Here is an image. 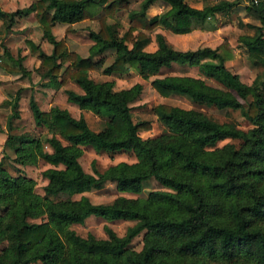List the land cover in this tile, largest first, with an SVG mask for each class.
Here are the masks:
<instances>
[{
	"label": "trees",
	"instance_id": "obj_1",
	"mask_svg": "<svg viewBox=\"0 0 264 264\" xmlns=\"http://www.w3.org/2000/svg\"><path fill=\"white\" fill-rule=\"evenodd\" d=\"M130 1L34 0L12 11L0 8L6 31L17 15L32 12L52 44L50 52L39 51V73L46 78L43 84L59 88L74 81L81 91L65 88L67 99L81 110L106 118L104 127L95 130L83 113L75 117L59 105L42 109L30 97L35 124L50 132L46 141L51 151L29 132L8 134L6 143L14 150L15 161L35 164L43 159L51 166L42 170L47 182L39 194L33 179L10 174L0 162V243L6 242L0 249V264L37 260L43 264H200L199 257L217 258L226 264H264V5H246L248 13L260 20V32L239 37L247 56L261 66L248 84L226 65L236 54L226 37L214 47L178 49L157 32V47L145 49L148 31L161 19L147 14L155 0H141L138 8H130ZM164 1L170 5L165 16L168 23L187 32L194 28V20L228 13L238 0H204L201 8L186 0ZM121 10L128 11V25L123 28L116 19ZM84 19L99 24L97 30H90L93 43L87 56L70 50L65 38H56L51 31L58 22L67 23L65 30L71 31L72 23ZM31 47L37 48L33 42ZM109 49L115 54L102 69L107 74L130 68L158 71L173 61L197 66L202 77L167 74L154 77L151 85L165 97L178 94L198 105L239 109L252 126L243 129L233 120L221 122L195 108L159 102L153 109L162 131L142 137L139 132L149 129L151 122L135 121L130 104L142 84L114 90L113 80L96 81L89 76L90 69L103 64L94 56ZM15 116L16 110L9 126ZM225 137L241 139L240 146L205 147ZM83 145L110 154L133 151L137 160L118 161L103 169L93 161V172H88L79 161ZM151 178L163 187L149 190L142 200L117 196L109 202H94L83 194L105 181L115 182L119 191L139 193ZM76 193L81 194L78 199H55ZM91 214L134 222L123 234L105 225L103 238L92 233L83 236L72 228ZM141 231L142 247L130 248Z\"/></svg>",
	"mask_w": 264,
	"mask_h": 264
},
{
	"label": "rangeland",
	"instance_id": "obj_2",
	"mask_svg": "<svg viewBox=\"0 0 264 264\" xmlns=\"http://www.w3.org/2000/svg\"><path fill=\"white\" fill-rule=\"evenodd\" d=\"M34 0H0V8L12 11L17 8L28 6ZM141 0H131L130 8H138ZM190 5L201 7L205 4L204 0H186ZM249 0H238L228 13H217L215 17H209L205 22L196 20L194 28L187 33L179 32L168 23L165 18L168 4L163 0H156L150 9V14L158 13L161 16V22L151 31H148V37L144 42V48L151 50L156 48V32H163L168 42L176 48L195 49L205 45L216 46L223 38L229 41L235 47V57L226 61V65L238 73L242 81L251 83L255 75L261 70V66L256 60L247 56L246 46L239 40L240 36H254L260 32L258 26L260 20L254 15L248 13L246 5ZM128 11L121 10L117 13V20L120 27L128 25ZM110 21L112 19H109ZM5 22L0 19V162L12 175H25L34 181L35 192L43 194V186L47 179L42 174V170L51 166L43 159H39L35 164H21L15 161V153L6 143L8 134H19L29 132L39 136L44 148L51 151V147L46 141L50 135L47 127L36 125L29 107L31 96L35 98L39 106L48 109L52 105H59L67 108L70 113L78 117L81 113L87 119L90 127L95 130L101 129L105 125L106 118L96 114L91 110H81L78 105L67 99L65 88H73L81 91L79 85L74 81L68 80L63 86L53 88L44 85L46 78L41 77L39 73V51L50 52L52 44L43 35L41 26L38 24L34 14L31 12L26 15H17L15 22L9 30L3 28ZM68 24L56 23L52 28V34L56 38L64 37L70 50L77 52L81 56L89 54V48L93 43L90 37V30H97L99 27L97 20L84 19L72 23V30L66 31ZM264 33V30H263ZM31 42L37 48L32 49ZM115 52L109 49L102 54L94 56L95 60L102 59L103 64L100 68L90 69L89 76L96 80H113L114 90L125 88L133 85L135 82L142 83V89L139 95L130 102L133 119H149L151 127L147 130L140 131L144 138L154 137L161 133L162 126L157 120L153 107L159 102H168L187 108L201 110L209 117L218 121L233 120L239 127L248 129L252 123L245 118L239 109L217 108L215 106H205L192 103L188 98L171 94L169 96L160 95L151 85V79L156 76L166 74H190L202 76L195 65H190L187 61H173L167 66H163L158 72L138 73L130 68L122 73L107 74L102 71L103 67L109 64ZM209 83L216 84L213 80H207ZM18 94V95H17ZM17 97L16 107L13 104L15 96ZM16 110L17 116L12 117L11 126L8 120L11 114ZM63 142H66L63 140ZM226 143H232L239 147L241 139L225 137L217 140L214 144L205 146L207 149L221 147ZM82 154L79 161L83 168L88 172H93L92 162L99 169H103L109 164L118 161L135 162L137 160L133 151L120 150L114 153L97 152L90 145L82 146ZM163 186L154 178L144 182L141 192L119 191L113 181H105L94 185L90 190L83 192L94 202H109L117 196H125L137 200L145 199L149 190L162 188ZM80 193L68 197L67 194H61L55 199H78ZM34 220L39 221V218ZM134 221L130 219H113L108 220L101 215L91 214L84 219L82 223H73L71 226L79 234L86 236L92 233L97 238L106 237L104 226L112 227L118 234H123L128 225ZM144 231L137 234L128 245L130 248L139 250L143 244ZM6 242L0 243V249L5 246ZM200 264H226L217 258L199 257ZM28 264H43L37 260ZM234 264V261L231 262ZM242 264H253L252 262H243Z\"/></svg>",
	"mask_w": 264,
	"mask_h": 264
},
{
	"label": "crops",
	"instance_id": "obj_3",
	"mask_svg": "<svg viewBox=\"0 0 264 264\" xmlns=\"http://www.w3.org/2000/svg\"><path fill=\"white\" fill-rule=\"evenodd\" d=\"M156 1V0H155ZM155 1L149 6V8H148V10H147V14H148V16H153V15H155V14H150V9L152 8V6H153V4L155 3ZM164 1V0H163ZM168 4V3H167ZM168 6L170 7V5L168 4ZM193 6V5H192ZM169 7H168V9H169ZM195 7H197V6H195ZM202 7V6H201ZM201 7H198V8H201ZM167 9V10H168ZM157 15H159L158 13H156ZM217 14V13H216ZM216 16V15H215ZM215 16H210V17H215ZM161 17V16H160ZM209 17H207L205 20H203V22H205L207 19H208ZM161 19V18H160ZM196 20H194V22H195ZM199 21V20H198ZM202 22V21H201ZM67 24V23H66ZM158 32H160V31H158ZM188 32V31H187ZM187 32H185V33H187ZM157 33V32H156ZM160 33H162V34H164L163 32H160ZM182 33V32H181ZM164 36H165V34H164ZM166 37V36H165ZM168 41V40H167ZM157 47V46H156ZM212 47V46H211ZM214 47V46H213ZM176 48V47H175ZM153 49H155V48H153ZM153 49H151V50H153ZM178 49H180V48H178ZM164 66H167V65H164ZM163 66H161V68H162ZM197 67V66H196ZM160 68V69H161ZM159 69V70H160ZM198 69V68H197ZM158 70V71H159ZM148 71H150V72H158V71H151V70H144V71H136V72H138V73H147ZM201 74V73H200ZM167 75V74H166ZM182 75V74H181ZM187 75H190V74H187ZM193 76H195V75H193ZM196 77H202V76H196ZM153 79V78H152ZM151 79V80H152ZM136 83V82H135ZM139 83H141V82H139ZM151 83V82H150ZM142 84V83H141ZM71 102V101H70ZM74 103V102H73ZM76 104V103H75ZM77 105V104H76ZM43 109V108H42Z\"/></svg>",
	"mask_w": 264,
	"mask_h": 264
},
{
	"label": "built area",
	"instance_id": "obj_4",
	"mask_svg": "<svg viewBox=\"0 0 264 264\" xmlns=\"http://www.w3.org/2000/svg\"><path fill=\"white\" fill-rule=\"evenodd\" d=\"M252 4L264 5V0H249Z\"/></svg>",
	"mask_w": 264,
	"mask_h": 264
}]
</instances>
